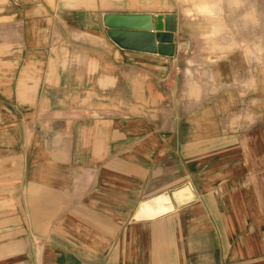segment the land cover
<instances>
[{
    "label": "crops",
    "instance_id": "crops-1",
    "mask_svg": "<svg viewBox=\"0 0 264 264\" xmlns=\"http://www.w3.org/2000/svg\"><path fill=\"white\" fill-rule=\"evenodd\" d=\"M44 1L0 0V262L264 264V66L237 68L229 52L180 74L176 13L166 58L104 35L101 13L117 7L102 0L72 8L101 19L75 26L70 60ZM140 4L133 16L166 12ZM142 186L165 187L172 209L140 216L158 198L142 201Z\"/></svg>",
    "mask_w": 264,
    "mask_h": 264
},
{
    "label": "rangeland",
    "instance_id": "rangeland-1",
    "mask_svg": "<svg viewBox=\"0 0 264 264\" xmlns=\"http://www.w3.org/2000/svg\"><path fill=\"white\" fill-rule=\"evenodd\" d=\"M82 0H45V22L48 27L52 28L50 34V44L54 49H57L59 54L65 53L66 46L71 48L67 56L69 59H73L74 49L83 46L76 40L79 36V30L75 26H82L84 29L88 27L91 17H97L101 19L100 13L84 10H74L72 8L76 6H83ZM90 1V0H88ZM100 3V0H97ZM151 2V5H150ZM229 0H141L140 6L148 8L150 6L156 7L157 12H165V14H154L155 16L175 15L176 13L179 21V37L180 41V53L179 61L176 67L178 72H183L189 66L193 64L195 71H198V67H203L204 64L209 65L212 62L224 60L223 58L228 55L229 52L236 54V67L244 68L245 57L250 63L253 69L264 66V41L262 42L260 37L264 39L261 34V28L256 25L260 22L261 18H264V11L261 10H247L244 9L245 0H236L237 10L234 12L227 10ZM80 3V4H79ZM255 8H259L260 0L255 1ZM138 0H102V6L109 8L117 7V9L109 10L108 14L102 12V15H133L134 6H138ZM136 11V10H135ZM170 12V13H169ZM168 13V14H166ZM31 17V16H30ZM230 18L232 21H230ZM235 18V19H234ZM104 22L100 21V31L107 35L104 28L105 16H103ZM155 19V18H154ZM231 22V23H230ZM250 23V24H249ZM253 24V25H252ZM154 28V27H153ZM45 26V30H46ZM82 36V35H81ZM234 38L236 41H234ZM164 56L166 58H174ZM225 72H228L226 67ZM260 71H258L259 73ZM182 75H178L181 78ZM177 78V77H176ZM168 82V81H167ZM180 82V81H178ZM177 108L180 102V83H178ZM164 95H168L166 92L167 85L164 84L161 88ZM1 113V109H0ZM0 154V159L2 158ZM159 175V172H158ZM160 176V175H159ZM159 178V177H158ZM142 201L149 195H156L160 197L164 195L166 188L163 186L153 187L148 191L147 187L142 186ZM175 190H181V188H173ZM126 207L129 203L125 204ZM197 210V209H196ZM163 215V214H161ZM159 215V216H161ZM160 219H157V222ZM5 222L3 218H0V231L3 229ZM5 235L0 234V246L4 242ZM30 257V255H29ZM2 264V262H0ZM13 264H16L13 262Z\"/></svg>",
    "mask_w": 264,
    "mask_h": 264
},
{
    "label": "water",
    "instance_id": "water-1",
    "mask_svg": "<svg viewBox=\"0 0 264 264\" xmlns=\"http://www.w3.org/2000/svg\"><path fill=\"white\" fill-rule=\"evenodd\" d=\"M133 15H107L105 25L110 40L123 50L158 54L161 56L173 57L175 53L176 16L166 15L151 17L153 22L162 18V25L144 27L141 24L135 27L127 25L112 26L108 18L131 17ZM150 17V16H149ZM155 18V19H154ZM154 27V28H153Z\"/></svg>",
    "mask_w": 264,
    "mask_h": 264
},
{
    "label": "bare ground",
    "instance_id": "bare-ground-1",
    "mask_svg": "<svg viewBox=\"0 0 264 264\" xmlns=\"http://www.w3.org/2000/svg\"><path fill=\"white\" fill-rule=\"evenodd\" d=\"M112 26L127 25L129 27H135L141 24L144 27L156 26L160 28L162 25V18L158 17L154 22L149 16H131V17H110L107 19ZM172 209L170 199L167 195L160 196L151 202L146 203L142 207V213L140 216L146 218H152Z\"/></svg>",
    "mask_w": 264,
    "mask_h": 264
}]
</instances>
